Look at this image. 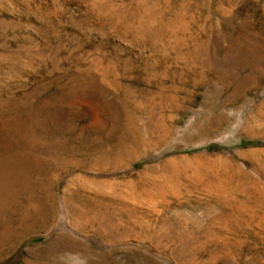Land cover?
<instances>
[{
  "label": "rangeland",
  "instance_id": "1",
  "mask_svg": "<svg viewBox=\"0 0 264 264\" xmlns=\"http://www.w3.org/2000/svg\"><path fill=\"white\" fill-rule=\"evenodd\" d=\"M0 264H264V0H0Z\"/></svg>",
  "mask_w": 264,
  "mask_h": 264
}]
</instances>
